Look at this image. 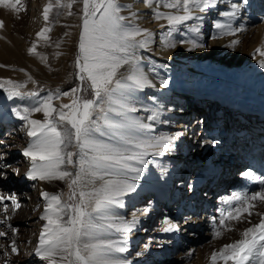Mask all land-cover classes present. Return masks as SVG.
I'll return each instance as SVG.
<instances>
[{
    "label": "snow or ice",
    "instance_id": "1",
    "mask_svg": "<svg viewBox=\"0 0 264 264\" xmlns=\"http://www.w3.org/2000/svg\"><path fill=\"white\" fill-rule=\"evenodd\" d=\"M74 2L70 0L64 4L61 0H49L42 12L45 26L37 32V42L28 48L30 55L46 60L37 47L39 40L47 42L50 39V13L53 8L71 9ZM144 2L146 7L155 6L156 20L166 21L168 28L162 42L175 48L176 44L168 37L186 22L203 21L204 16L196 13L210 11L218 6L219 0ZM247 2L243 0V4ZM82 4L79 54L75 59L77 86L68 91H50L43 98L35 99L31 107L12 109L20 121L26 122L27 136L32 138L23 150L24 156L31 160L28 178L63 181L70 190L67 200L62 199L63 193L41 192L46 204L40 219L46 223L39 234L35 254L48 264H129L122 254L129 251L128 236L138 220L135 217L131 221L122 220L117 209L125 207L123 198L135 192L138 182L144 178L146 157L164 155L165 150L174 148V140L182 133L151 137L147 133L153 129V124L131 119L129 115L137 111L132 103L134 93L156 87L140 67L139 51L150 45L151 31L139 26L137 13L126 8L121 0H82ZM19 5L20 0H0V7L15 13L22 10ZM239 10L240 5L232 3L230 11H221L219 15L235 18ZM125 11L128 15L122 14ZM68 15H72L71 11ZM4 26V21L0 20V29ZM215 28L221 30L220 35L242 31L221 21L215 23ZM190 30L199 33L201 29L196 25ZM217 38V35L212 36V39ZM191 43L194 48L205 46ZM239 43V40L232 41L233 46ZM256 53L261 57L259 66L264 68V48H257ZM29 80L32 81L31 76ZM161 83L164 87L168 85L167 80ZM24 87L25 84L0 79V89H4L10 99L24 97L25 93L20 91ZM27 95L36 98L40 94L33 91ZM62 97H70V103H54ZM36 113H42L44 118L34 119ZM157 118L158 113L153 112L147 120ZM242 175L258 179L252 171H244ZM259 183L264 185V180ZM225 203L230 208L219 221L216 237L222 235L221 229L231 231V222L251 223L252 216L261 215L252 209L257 203H264V188L235 194L234 199ZM0 207L7 214L10 209L19 210L21 205L14 195L0 193ZM147 211L145 209V213ZM10 220L11 216H6L0 224L17 233L18 229L9 223ZM164 224L166 226L161 229L164 232L179 231L178 226L167 219ZM8 235V231H0V237ZM241 235V239L214 252L212 264H217L218 260L224 264L229 261L232 264H264V216ZM4 247L0 244V248ZM10 253L19 255L15 240L11 242Z\"/></svg>",
    "mask_w": 264,
    "mask_h": 264
},
{
    "label": "bare ground",
    "instance_id": "2",
    "mask_svg": "<svg viewBox=\"0 0 264 264\" xmlns=\"http://www.w3.org/2000/svg\"><path fill=\"white\" fill-rule=\"evenodd\" d=\"M48 2L49 0H40L38 20L43 21L42 12ZM121 2L125 4L126 8H131L137 13L139 26L148 28L153 34L150 45L146 49H140L139 55L142 57L140 67L143 73L156 87H147L134 93L132 103L137 111L130 113V118L152 123L153 129L147 133L151 137L177 136L182 133L174 140V148L165 150L164 155H148L146 157L148 163L144 166V178L138 182L135 192L123 198L125 207L117 209V214L122 220L131 221L133 217L138 220L128 236L129 251L122 254L129 264H133L130 262L139 256L137 253H142V250L146 249L144 239L151 235L155 222H160L163 228L166 226L164 224L166 219L171 221L168 215L165 219H160V208L163 207V213L169 209L166 212L168 214L176 210L174 216H177L182 210L186 195L184 173L187 169H193L192 177L195 176V173L202 172L195 181H192L193 186L190 192L191 195H194V203L192 201L190 207H198L206 198L205 205L209 209L215 203L209 199H214L216 196H207V192L213 188L218 190L219 184L223 180L221 173H216L214 169L208 171V166H215L214 164L217 163L216 159H218L219 153H224L229 147L233 154L236 152L237 158L245 161L249 155L253 157L258 152L260 154L264 151V68L259 66L261 57L256 53L257 48H264V0H248L246 5L243 4V0H219L218 6L210 11L203 14L196 13L204 16L203 21L186 22L185 25L179 27L178 31L168 37V40L176 44L175 48H169L162 42L168 26L166 21L154 18L153 13L157 10L154 5L146 7L144 0H121ZM232 3L240 5L237 16L235 18L220 16L221 11L231 10ZM81 5L83 7L82 1ZM159 10L169 11L164 8ZM65 11L68 14L69 9L66 8ZM122 14L128 15V12L125 11ZM66 19L67 17L65 22ZM77 19V21L73 19L76 21L75 24L74 21H71L74 26H71V23V29H67L69 30L68 42L72 47L74 46L75 52L76 49L78 51L82 14ZM217 21L230 23L232 29H242V31H237L235 35H220L221 30L215 28ZM6 22L10 23L7 17ZM41 23L40 27L37 25V29L41 30L45 26V21ZM196 25L200 26L199 33L190 30ZM19 28L14 29L15 33L6 32L4 34L0 29V65L9 66L17 55H21L22 52L28 53L31 41L27 43L29 41L24 40V31ZM208 28L209 30H207ZM226 31L228 30L226 29ZM213 35H217L218 38L212 39ZM233 40H239L240 43L233 46ZM205 41L209 42L208 48L206 46L194 48L191 43L205 44ZM65 47L68 46L65 45ZM69 49L71 51V48ZM49 55L52 56V54ZM70 58L73 57L70 56ZM70 58L69 60H71ZM50 61L51 59L42 61L39 55L30 57V62L41 71L45 70L44 66ZM56 61L54 63H57ZM6 69L0 67V79L9 77V74L5 73ZM162 80L168 81L167 87L163 86ZM70 99V97H62L55 101V104L70 103ZM207 102L209 103L206 109ZM153 112L158 113V118L155 121H148L147 117ZM194 114L199 117L197 116L195 124L190 128L193 121L189 119H192L191 116ZM43 118V114L37 117V119ZM17 119L11 110L10 101L1 98L0 189L21 192L29 188L31 183L35 185V202H32L35 211L33 215L32 212H27L24 221L31 226H33L32 224L36 225L34 246L31 249L32 260L37 264H48L47 261L35 254L39 234L46 223L40 219L46 204L41 192L63 193L62 199L67 200L70 190L63 181L45 182L28 178L27 173L30 171L31 160L24 156L23 150L31 142V138L27 136L28 126L25 122L22 127L17 128L16 132L12 131V124ZM194 126L196 127L194 128ZM221 126L223 130H221ZM231 128L233 130L229 131ZM189 130L193 131L191 133L192 140L186 142L185 133H189ZM224 131H227L231 136L230 139L223 137L218 139L221 132ZM200 134L202 135L196 142ZM24 135L26 139L24 138L25 141L21 142L20 138ZM247 136L254 138L251 140L252 143H250V137L247 139ZM241 144L244 146V150L239 153ZM251 144L253 147H249ZM190 145L193 146L188 149ZM230 150L228 151L230 152ZM25 159H27L23 165L25 169L20 172L19 164ZM235 165L233 164V166ZM262 166V164L256 165L255 170L252 171L258 178L257 180L242 175L241 182L246 180L245 183L248 181L249 184L256 187L259 179L264 180V168L259 171ZM216 176L219 184H216L217 181L214 182ZM206 177H208L207 182H204ZM247 189L249 191V188ZM203 192L204 196L201 197L200 193ZM21 195L27 199V193ZM145 209L148 210L146 213ZM261 215L264 216V206L261 208ZM193 216H195L194 221H199L197 227L201 230L202 226H205L203 223L206 220H202L200 215L197 216V212H194ZM167 233L171 234L172 232ZM223 239L218 248L210 250L209 260L211 263L212 254L218 252L225 245ZM164 249L168 251V245ZM133 252L134 256L131 258ZM201 252L205 255L208 253L206 250ZM229 264L232 262L229 261Z\"/></svg>",
    "mask_w": 264,
    "mask_h": 264
},
{
    "label": "rangeland",
    "instance_id": "3",
    "mask_svg": "<svg viewBox=\"0 0 264 264\" xmlns=\"http://www.w3.org/2000/svg\"><path fill=\"white\" fill-rule=\"evenodd\" d=\"M61 1H63L62 3L64 4L70 2V0L68 2L66 0H61ZM81 1L82 0H75L72 8L69 9L72 15L66 14L65 7L53 8L50 13L49 27L51 28V31L48 33L50 39L47 42H45L44 40H39L37 47V51L40 53V55L45 54L47 60L51 59L50 61L51 63L50 62L48 64L45 63L49 67L46 65L44 66L45 67L44 71L38 70L37 66L30 62V57L32 55L24 52H22L21 55L20 54L17 55L16 56L17 58L15 57L14 60L11 61L9 66L6 65V67H3L4 69L7 68L5 73L9 74V77L3 80L10 79L19 84L26 85V87L20 89V91L25 93L24 97H13L9 99L8 93L4 89H0V99L5 98L6 100L10 101L11 110L16 107H20V108L31 107L35 99L43 98L50 91L55 92L57 89L61 91H68L72 87L77 86L78 81L75 76V73L77 71L75 66V59L79 53L77 49L75 52L74 46L72 47V45H70V43L68 42L69 38H67L68 37L67 35H69V30L67 29L68 28L71 29L70 24L74 20H76L79 15L82 14ZM39 3L40 0H20L19 6L21 7L22 10L19 13H15L8 9H4L0 7V20L4 21V25H5L4 28L1 30V33L3 34L6 32L15 33L14 29L20 27L19 29H22L25 34L24 40L26 42L29 41L27 43H30L31 41V46L33 43H36L38 40L36 34L37 32L40 31V29H37V27L38 26L40 27V23L44 22V20L43 21L38 20ZM6 17L9 18L10 21L9 24H7L6 22ZM64 17L65 18L67 17L66 22ZM70 17L72 18L71 20ZM76 21H74V24ZM41 24L44 25V23ZM74 24L72 23L71 26H74ZM207 30H209V28ZM206 35H208V32H206ZM65 43L67 44L69 43V44L67 45ZM208 43H209L208 41H205L204 44L207 48L209 47ZM65 45L68 47H65ZM69 48H71V51L73 53L70 51ZM49 54H52V56H50ZM72 54L74 55L72 56ZM70 56L73 58H70ZM69 58L71 60H69ZM55 61L57 63H54ZM51 64L55 66L52 67ZM22 69L23 71H21ZM29 76H31L32 81L35 82L30 81ZM33 91H38L40 94L39 97L32 98L27 95L28 93ZM208 103L209 102L205 104L206 109L208 108ZM13 115L15 116L14 113ZM39 115H42V113L34 114L33 118L37 119ZM197 116L195 114L191 116L192 118L191 121L195 120ZM23 124H24L23 121H20L18 119L15 120L14 123L12 124V131L16 132L17 128L22 127ZM221 130H223L222 126H221ZM232 130H233L232 128L229 129V131ZM222 137L228 139L231 138V136L227 133V131L226 132L224 131L223 133L221 132V135L218 137V139ZM24 138L26 139L25 135L20 138L21 142L25 141ZM248 138L250 139V143H252L251 140L254 138H252L251 136H247V139ZM240 147L241 148L239 149V153L240 151L243 152L244 150V146H242V144L240 145ZM249 147H253V144L249 145ZM228 150H230L229 147L226 150L227 151L226 154H225L226 151L224 153H219V156L217 157L218 159H216L217 163L214 164L215 166H208V171L210 170L212 171L214 169L216 173H221V175L223 176V180L220 182V184L218 183L219 181L217 179V176L214 179V182L217 181L216 184H219L218 190L216 188L215 189L213 188V189H209V191L207 192V196L208 195H212L213 197L216 196L214 199H209V201L210 200L212 202L215 201V203H213V205H211V207L208 209V207L205 205L207 203V199L205 198L203 199V202H201L198 205V207H194V208L190 207L192 201L194 203V195H191L192 193L190 192L191 187L193 186L192 181H195V179H197L198 176L202 174V172L195 173V176L192 177L193 169L192 168L187 169L184 173L185 175L184 189L186 195L184 197V203H183L184 205L182 207V210L179 212L177 216H174L176 210H173V213L171 214L166 213L167 210L169 209H166L164 213H163V207H161L159 210L160 219L161 218L165 219L166 216L168 215L171 221L178 226L179 231H174L171 234H168L167 232L161 230L162 227L160 225V222L158 223L155 222L153 226L154 229L152 230L151 235L147 236L144 239L147 247L145 250H142V256L141 255L137 256L130 263L212 264L209 260L210 250L212 251V249L218 248L219 244L222 243L223 238H224L223 243L225 245L233 243L236 240L242 238L241 234L244 230H246L248 227H251L253 224H256L260 221L262 215H254L250 218L251 223H248L247 221L240 223L231 222L230 224V227L232 228L231 231H228L226 229H221L222 235L220 237H216L214 234L215 230L220 228L219 221L223 218V216L230 208V206L225 203L226 200L234 199V195L242 193L243 190H244L243 193L245 192L251 193V192L259 191L261 188H264V185L259 184V182L255 189L252 188L253 186L249 184L248 181L246 183H245L246 180L241 182L242 173L244 171H247L245 170V168H247L246 163L245 161H242L239 158H237L236 152L233 154L231 150L230 152ZM250 157L251 155H249V158ZM24 161H27V159L23 160L22 163L19 164L20 172L23 171L22 169H25V166H23ZM233 164L236 165L233 166ZM224 173L227 174L225 175ZM208 177L210 178V176ZM208 177L204 179V182H207ZM248 184L250 186H247ZM244 185H246L247 187ZM248 187H249V191L248 189L246 190V188ZM0 191L4 195H9V194L14 195L21 205V208L19 210L13 211L10 209L9 213L7 214L4 213L2 207H0V220L4 219L6 216H11V220L9 221V223H11L13 227L18 229V232L14 233L11 232L10 229H7L6 225L0 224V231H8L9 233L7 237H0V244L5 245L4 248H0V264H5V261H7L8 264H37L31 258L32 256L31 249H33L34 238L36 236V225L32 224L33 226H31V224L26 223L24 221V217L27 212L30 213L32 212L31 214L33 215L35 211L34 207L32 206L33 203L35 202L34 201V196L36 194L35 185L31 183L29 188L21 192L7 191L5 188L0 189ZM24 193H27L28 195L27 199L24 198V195H21ZM200 195L201 197L204 196V192L200 193ZM200 200L202 201V198ZM262 206H264V203H257L252 210L256 213L261 214ZM194 212H197V216L200 215L202 220H206L203 223V225L205 224V226H202L201 230L199 229V227H197L199 225V221L198 220H196L197 222L194 221L195 220V216H193ZM195 224L197 225L194 226ZM13 240L16 241L19 250V255H17L16 253H10V246ZM167 245H168V251L164 249ZM202 250L208 251L209 254L208 253L206 255L202 254L201 252ZM133 256H134V252L131 254V258ZM217 263L224 264L222 260H218Z\"/></svg>",
    "mask_w": 264,
    "mask_h": 264
}]
</instances>
